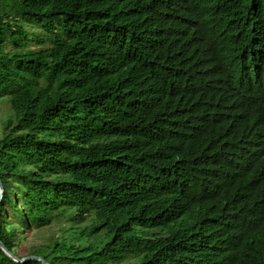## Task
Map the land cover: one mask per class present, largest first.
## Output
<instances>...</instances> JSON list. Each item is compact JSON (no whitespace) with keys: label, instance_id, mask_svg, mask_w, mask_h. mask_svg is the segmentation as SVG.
<instances>
[{"label":"trees","instance_id":"16d2710c","mask_svg":"<svg viewBox=\"0 0 264 264\" xmlns=\"http://www.w3.org/2000/svg\"><path fill=\"white\" fill-rule=\"evenodd\" d=\"M248 81L264 96V0H0V242L49 264H264Z\"/></svg>","mask_w":264,"mask_h":264},{"label":"rangeland","instance_id":"374dc122","mask_svg":"<svg viewBox=\"0 0 264 264\" xmlns=\"http://www.w3.org/2000/svg\"><path fill=\"white\" fill-rule=\"evenodd\" d=\"M28 27L35 35H41L42 34L41 28L39 26H37V25H31V26L28 25ZM28 46L30 48H32L33 50H37L38 48H40L42 46H45V44L44 45H39V44L29 43ZM9 112H10V108L8 106V103H7V98L6 97H1L0 98V132H1L2 121L9 114ZM38 233L39 234H37L36 236H30V237H24L23 238V241L20 242L19 245L17 246V250H18V253L20 255L23 254V252H24L23 247L25 245H28L30 243L40 242L39 239H41V237L43 235H46V232H44V230L42 232H38Z\"/></svg>","mask_w":264,"mask_h":264},{"label":"water","instance_id":"95a60500","mask_svg":"<svg viewBox=\"0 0 264 264\" xmlns=\"http://www.w3.org/2000/svg\"><path fill=\"white\" fill-rule=\"evenodd\" d=\"M2 191H3V187H2V184L0 182V199L2 196ZM0 250L5 255H7L9 258H11L13 261H16V262H23L25 260L34 259V260L39 261L41 264H49L43 258H41L40 256H36V255H27V256H23V257H17L12 252H10L6 247H4V245L1 242H0Z\"/></svg>","mask_w":264,"mask_h":264},{"label":"clouds","instance_id":"9594fccd","mask_svg":"<svg viewBox=\"0 0 264 264\" xmlns=\"http://www.w3.org/2000/svg\"><path fill=\"white\" fill-rule=\"evenodd\" d=\"M249 85H250V90L254 91V100L257 102V104L260 107H264V96L260 95L257 93L256 89H255V84L252 81H248Z\"/></svg>","mask_w":264,"mask_h":264}]
</instances>
